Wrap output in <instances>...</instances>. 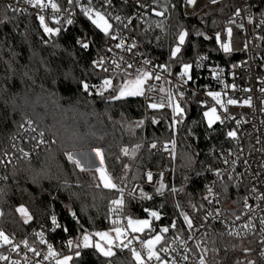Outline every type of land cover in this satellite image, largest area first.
<instances>
[{"label": "trees", "instance_id": "trees-1", "mask_svg": "<svg viewBox=\"0 0 264 264\" xmlns=\"http://www.w3.org/2000/svg\"><path fill=\"white\" fill-rule=\"evenodd\" d=\"M142 1L164 13H155L134 25L136 46L147 57L159 64L169 63L171 73L177 74L184 63H192L200 54L220 56L217 33L232 5L222 2L188 17L181 0ZM0 21V159L26 122L30 121L40 135L43 133L48 143L31 158L16 157L2 172L0 222L5 233L30 242L37 229L50 224L52 211L59 219L60 227L52 235L59 249L85 230L110 231L111 201L119 193L104 188L94 169L81 171L66 154L99 150L107 171L120 187L129 180L144 183L147 169H160L166 164L162 153L144 146L145 140L166 141L173 136L157 134L146 121L167 119L170 111L148 109L142 96L114 100L111 90L100 95L105 79L116 84L126 75L107 73L95 66L105 35L89 20L74 25L61 23L60 34L49 35L34 17L12 12L0 1ZM181 31L189 35L181 53L172 58L170 53ZM90 32L94 35L91 47L78 46L77 38ZM84 83L89 85L87 91ZM180 106L184 115L175 116L177 156L174 174L166 176L167 189L162 195L153 192L148 201H126L128 216L151 220L144 237L155 235L161 228L169 229L163 242L185 231L178 206L187 208L192 216L206 206L207 184L220 163L219 153L232 145L230 129L218 125L210 128L200 104L182 100ZM29 139L23 147L38 144L34 134ZM125 148L128 155L123 152ZM98 183L100 187H96ZM231 186L232 195L227 198L239 201L240 187ZM21 205L32 216L28 223L16 211ZM144 209L157 210L160 219L150 217ZM61 251L62 256L75 250ZM84 251L86 264H106L107 258L96 250ZM115 251L116 256L111 258L114 264H136L128 251ZM211 254V264H264L254 239L229 238L220 225L214 226ZM72 264L79 261L74 257Z\"/></svg>", "mask_w": 264, "mask_h": 264}, {"label": "built area", "instance_id": "built-area-1", "mask_svg": "<svg viewBox=\"0 0 264 264\" xmlns=\"http://www.w3.org/2000/svg\"><path fill=\"white\" fill-rule=\"evenodd\" d=\"M0 1L5 2L8 8L11 5L9 10L12 8L19 9L20 11L16 13L32 16L38 21V16L44 15L45 22L49 26L54 25L56 28H59L61 23L67 24L68 19L74 21L71 25L88 20L82 14L81 7H92L101 11L108 15L112 24L111 35L117 36V39H112L111 35L104 37L100 42L101 52L97 54L94 60V62L103 61V63L100 65L94 63L95 66L102 71L107 69L105 72L114 75L135 76L137 75V69H142L143 71L152 72L153 76H161L159 81L151 79L147 82V85H154L155 87L152 91L146 90L145 95L142 96L143 102L150 110H168L171 115L167 119L160 117L149 119L146 121V126H151L159 135L171 133L173 136L166 141L145 140L144 146L151 152L158 151L162 153L166 164L160 169H147L144 183L132 180L126 183L123 188L125 201L123 212L119 214L113 212V205H111L110 223L113 219H117L126 224L125 217L128 216L126 214L127 199L132 200L134 203L148 201L149 199L139 198L141 190L152 196L153 192L157 193L156 189L163 183L165 186L164 192L167 189L166 176L169 173L174 174L177 141L175 137V116L168 104L167 93L171 90L173 99L178 103L179 100H186L200 104L204 108L203 119L207 124L204 112L215 107L220 120L213 123L210 128L216 125L228 127L230 132L236 133V136H230L232 145L226 146L219 153L220 163L214 168L207 184L206 206L201 207V212L196 216H192L187 208L178 206V213L184 224V233L171 237L166 242H163V235L162 241L155 245V250L160 253L162 260L167 261L168 264H173L174 261L175 264H200L201 258L204 259L205 264H211L214 226L220 225L229 238L254 239L259 248V260L264 263V223H262L264 221V199H261V197H264V23H262L264 21V0H217L216 3H212V0H196L195 4H189L187 0H181L183 12L188 17L198 14L206 7L222 2L232 5V11L217 33L219 35L220 56L209 53L198 55L191 63L193 66L190 73L192 79L187 83H184L187 77L182 79L180 76L182 70L177 74H172L170 68L168 71H163L158 65L169 66V63L159 64L155 59L147 57L136 46L134 37L136 21L142 20L144 22L151 15L159 12L149 2L111 0L109 5L105 0H78V3L69 5L67 0H54L60 6V11L53 12L50 7L43 10L32 7L25 0H19V3L16 0ZM120 4H123L122 7ZM238 11L239 15H237ZM54 16L60 19L59 24L53 19ZM116 16H119L122 22L113 19ZM129 19L131 23L128 22ZM125 24H127V27L124 26ZM229 28L232 30L231 37H229L227 31ZM85 38H87L90 48L94 35L91 32L85 33L80 35L77 40ZM120 40L124 41L123 48L116 47ZM229 42L231 51L225 53L220 45ZM133 44H135V47H132L129 51L128 48ZM77 45L81 47L79 43ZM200 57H206V59L201 60ZM145 60L151 61V63L145 64ZM116 63H119V68L116 67ZM129 64L132 65L131 68H128ZM147 85H145L146 89ZM161 88L164 91H161ZM208 92L221 93L220 99L223 106L218 104L211 96H208ZM179 93L184 95L180 96ZM230 99L237 101V103H227ZM160 101L165 102V107L160 109L148 107V104ZM225 109L227 110L225 111ZM22 130L0 159V178L4 168L16 157L31 158L37 149L48 144L29 122L23 125ZM30 134L35 135L38 144L23 147L22 144L30 141ZM41 140L44 142L40 143ZM153 144H155V147H152ZM24 153L28 155L25 156ZM149 172L152 173L153 177L151 182L147 179V173ZM217 172L220 173L219 176L216 175ZM231 183L240 187L238 192H242V194L239 201L232 202L227 198L228 194H231ZM209 188L212 189L211 193H209ZM129 193H132V195H129ZM185 215L192 220L191 228L185 222ZM52 216L57 218L55 211H52ZM57 223L59 224L58 218ZM245 225H248V227H244ZM54 228L55 230H53ZM57 228L51 220L47 227L39 228L34 232L33 240L27 243L40 253L37 256L29 251V248L24 246V242L16 236L6 234L0 222V230L8 235L13 242L12 245L0 247V255L9 257L8 260H0V264H12V261H18L19 264H56V260L61 257V250L68 252L72 250L68 246V241L63 244L62 249L58 248L52 239L53 232ZM40 233L43 234L46 243H41V237L38 235ZM112 234L115 236V233ZM151 236L133 239V237L138 236L129 229L127 235L122 239L125 244L128 243L129 239L132 240V243L127 248L121 249L132 254L130 249L135 248L141 252L146 264H160L159 261L154 259L147 260V250L141 243L149 240ZM198 244L199 247H197ZM13 245H19V249L13 250ZM49 245L60 255L44 259L48 254ZM163 248H167L168 251H161ZM205 249L206 251H204ZM184 256H187L188 259H183ZM133 259L137 264L134 256ZM109 261L114 264L111 258H107L106 264H109Z\"/></svg>", "mask_w": 264, "mask_h": 264}, {"label": "snow or ice", "instance_id": "snow-or-ice-1", "mask_svg": "<svg viewBox=\"0 0 264 264\" xmlns=\"http://www.w3.org/2000/svg\"><path fill=\"white\" fill-rule=\"evenodd\" d=\"M16 2L19 3V0H16ZM25 2L30 4L32 7L40 8L41 10L47 9L50 7L53 10V12H59L60 11V6L57 3H55L54 0H25ZM67 2L69 5H72L74 3H78V0H67ZM105 2L109 5L111 4V0H105ZM187 2L189 4H195L196 0H187ZM216 2H217V0H212V3H216ZM9 8H11V5H9ZM11 10L13 12L20 11L19 9H16V8H12ZM81 12L85 17H87V19L91 22V24L94 25L97 29H99L105 36L111 35L112 24L109 21L108 15H106L105 13H103L101 11L93 9L92 7H81ZM156 15L163 16L164 13L163 12H157ZM237 15H239V11L237 12ZM38 18H39V22H40L41 26L43 27V30L45 33H47L49 35H53V34L59 35L60 34V32H61L60 28H51L48 26V24L45 22V16L44 15H39ZM53 19L55 20V22L57 24L60 23L59 18L54 16ZM113 19H115L116 21H121V18L119 16H116ZM0 22H3V21H0ZM66 22L69 25L74 23V21L72 19H68ZM128 22L131 23V20L129 19ZM250 22H251V20H250ZM262 23H264V21H262ZM124 26L127 27V24H125ZM159 26L160 25H157V27H159ZM227 31H228L229 37H231V35H232L231 28H229ZM197 34L199 35L200 33H197ZM188 35H189V33L187 31H181L179 33L178 42L176 43L175 47L171 50V53H170V56L172 58H176L178 56V54L181 53L182 47L184 46V44L186 42V38L188 37ZM111 38L117 39V36L111 35ZM217 41H219V35H217ZM77 43H79L81 45V47L84 49L89 48V42L87 41V38L78 39ZM220 46L225 53H228L231 51L230 42L229 43H221ZM116 47L117 48H123L124 47V41L120 40V42L118 44H116ZM132 47H135V44L131 45L128 48V50L130 51ZM109 51H111V49H109ZM200 59L203 60V59H206V57H200ZM94 63H96L97 65H100L103 63V61H97ZM144 63L148 64V63H151V61L145 60ZM116 67L117 68L120 67L119 63H116ZM131 67H132V65L129 64L128 68H131ZM158 67L161 68L163 71L169 70L168 65H158ZM192 67H193L192 64H189V63H185L182 65L183 70L180 73V76L182 79L184 77H187V79L184 80V83H187L189 80L192 79V76L190 74ZM104 70L107 71V69H104ZM215 74L216 73L214 70V75ZM151 79H155V80L159 81L161 79V76L160 75L153 76L152 72L143 71L142 69H137V75H136L135 79L129 80L126 83H124L123 85H121L116 90L118 92V94L111 97V99L121 100V99H125L127 97H132V96H144L146 90L152 91L155 87L154 85H147V82ZM145 85H147V89L145 88ZM102 87L104 89L112 88V80L111 79H105ZM233 87H234V85H233ZM83 88L85 91H87L89 88V85L87 83H84ZM160 90L164 91V89H162V88ZM100 95L101 96L103 95L102 91L100 92ZM167 95H168V104H169V106H171L172 111L174 113V116L183 117L184 108H182L180 106V104L173 99L172 91L169 90ZM179 95L183 96L184 94L179 93ZM207 95L211 96L214 100H216V102L218 104H221V106H223L222 101L220 99L221 93H219V92H208ZM227 103L235 104V103H237V101L230 99L227 101ZM148 107L151 109H160V108L165 107V102L160 101L158 103H156V102L150 103V104H148ZM226 110L227 109H225V111ZM204 117L207 118V122H208L209 127H211L212 124L215 123L216 121L220 120V116L217 114V110L215 107H212L209 109V111L204 112ZM220 122L222 123L223 121H220ZM29 123H31V122L29 121ZM138 123L142 124L143 121H140ZM42 135H43V133H41V136ZM228 135L231 137H235L236 133L235 132H229ZM43 142H44L43 140L40 141V143H43ZM152 147H155V144H153ZM123 152L125 155H128V149L127 148L123 149ZM24 155L27 156L28 154L24 153ZM66 155H67L68 160L70 162H72L76 167L80 168L81 171L85 170L80 165L79 160L74 159L70 153H67ZM225 163H227V161H225ZM95 171L100 174L99 180L103 184L104 188L110 189V190H115L116 192L119 193V198L111 201V204L113 205L112 211L116 212L118 214L122 213L123 208H124V204H125L124 189L113 181V178L111 177V175L107 173V169L97 168ZM216 175L219 176L220 173L217 172ZM152 178H153L152 173L151 172L147 173V179L149 182L152 181ZM96 187H100V183H98L96 185ZM164 187L165 186L163 185V183H161L160 187L156 189L157 193L162 195ZM172 191L175 192L176 189H172ZM211 192H212V189L209 188V193H211ZM129 195H132V193H129ZM139 198L150 200V199H152V196L149 195L148 193L144 192L143 190H141ZM261 199H264V197H261ZM16 211L19 212L20 215L24 218L25 223H28L32 219L31 214L29 213L28 209L25 206L21 205L19 208L16 209ZM144 211L147 212L150 217L155 218L156 220L160 219V213L159 212L150 211L149 209H144ZM0 215H2V213H0ZM73 216L75 217L76 214L73 213ZM125 219H126V224H124V222L122 220L113 219L111 221V223L113 224L114 227L111 229V231H106V232L98 231V232L90 233L87 230H85L83 232V235H82L80 240H76V241L71 240V239L68 240V246L75 250L74 256L73 255H66L62 259H57L56 264H71V262L74 260V257L76 258V260L79 261V264H86V262L83 260V256L86 255L84 250H86V249H94L103 257L112 258V257L116 256V251H114V249L127 248L132 243V240L129 239L128 243L125 244L124 240L122 239V237H125L127 235L129 229L133 233H141L145 229L151 228V220H149V219H134L132 216H126ZM184 219H185V222L188 224L189 228H191L192 227V220L187 215L184 216ZM237 219H239V217H237ZM51 220H52V223L55 227H60V225L57 223L56 216H52ZM262 223H264V221H262ZM173 227H175L174 224H173ZM244 227H248V225H245ZM53 230H55V228ZM64 230L67 231L66 228ZM162 231L166 233L169 231V229L164 228ZM112 233H115V236H113ZM38 235H40V237H41V243H46V241L43 239V234L40 233ZM237 235H238V233H237ZM94 237H98L99 239L94 240ZM133 239H139V237H133ZM162 239H163L162 236L156 235L152 239L141 242L143 247L147 250V260L151 261L154 259L156 261H159L160 264H168L167 261L162 260L160 253L155 250V245L159 244L162 241ZM117 241H119V243H117ZM12 244H13V242L9 238V236L6 235L2 230H0V247H3L4 245H12ZM24 246L29 248V251L33 252L35 255H37V256L40 255V253L37 252L35 248H32L28 245L27 241L24 242ZM197 247H199V244L197 245ZM18 249H19V245H13V250H18ZM130 250H131L135 260L137 261V264H146L145 259L142 256L140 251H137L135 248H131ZM161 251L167 252L168 249L163 248V249H161ZM204 251H206V249ZM59 255L60 254L58 252H56L51 245H49L48 246V254H47V256L44 257V259H48L49 257H57ZM8 259H9V257L0 255V260H8ZM183 259L187 260L188 257L184 256ZM12 264H19V262L18 261H12ZM109 264H111V261H109ZM173 264H175V261L173 262ZM200 264H205V261L203 258L200 259ZM250 264H254V262H250Z\"/></svg>", "mask_w": 264, "mask_h": 264}, {"label": "rangeland", "instance_id": "rangeland-1", "mask_svg": "<svg viewBox=\"0 0 264 264\" xmlns=\"http://www.w3.org/2000/svg\"><path fill=\"white\" fill-rule=\"evenodd\" d=\"M50 27V26H49ZM185 64V63H184ZM189 64H191V63H189ZM181 70H183V68L181 69ZM135 77H136V75L135 76H125V77H123L119 82H117L116 84L115 83H113V81H112V88H108V89H104L102 86H103V84H102V86H101V88L99 89V90H101V91H114L113 93H112V95L114 96V95H117L118 94V92L116 91L121 85H123L124 83H126L127 81H129V80H133V79H135ZM182 100H179V103L181 102ZM176 102H178V101H176ZM85 154V152H80V153H77V152H74V153H72L71 155L73 156V158L74 159H76V160H79L80 161V159H81V156H83ZM92 155L91 156H93L92 157V159L89 161V162H85L86 164H88V166L87 167H90V168H85V169H94V170H96L97 168H104V165H103V162L100 160V158H98L97 156H95L94 155V153H91ZM92 165H94V166H92ZM112 229V228H111ZM111 229H110V231H111ZM164 228H161V230L158 232V233H156L155 235H160V236H163L164 234H165V232H163L162 230H163ZM82 235H83V233H79L78 234V236H77V238H76V240H80L81 239V237H82ZM139 236H142L143 237V234H141V235H138V237ZM99 239V238H98ZM97 239V240H98ZM75 240V241H76ZM66 255H73L74 256V254L73 253H66V254H63L59 259H62L64 256H66ZM71 264H72V262H71ZM247 264V263H246Z\"/></svg>", "mask_w": 264, "mask_h": 264}, {"label": "crops", "instance_id": "crops-1", "mask_svg": "<svg viewBox=\"0 0 264 264\" xmlns=\"http://www.w3.org/2000/svg\"><path fill=\"white\" fill-rule=\"evenodd\" d=\"M80 152H85V154H84L83 156H81V159H80V165H81L83 168H90V167H87L88 164H86L85 162H89V161L92 159L93 156H91V155H92L91 153H94V155L97 156L98 158H100V160L102 161L101 153H100V151H98V150L79 151V152H77V153H80ZM103 165H104V163H103ZM92 166H94V165H92ZM103 169H106L105 165H104V168H103ZM107 173L109 174L108 171H107ZM97 174H98V176H100V174H99L98 172H97ZM101 184H102V183H101ZM102 185H103V184H102ZM146 231H148V229H145V230H144L143 232H141V233H136V235L138 236V235L143 234V238H145V237H144V233H145ZM148 236H151V234H149ZM155 236H156V235L151 236L150 239L154 238ZM139 237H142V236H139ZM115 250H116V249H114V251H115Z\"/></svg>", "mask_w": 264, "mask_h": 264}]
</instances>
